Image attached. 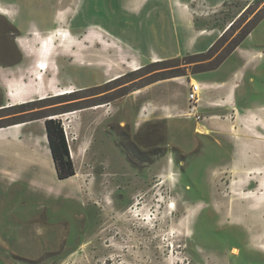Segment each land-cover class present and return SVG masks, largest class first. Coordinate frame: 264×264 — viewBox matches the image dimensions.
Returning a JSON list of instances; mask_svg holds the SVG:
<instances>
[{
  "label": "rangeland",
  "instance_id": "1",
  "mask_svg": "<svg viewBox=\"0 0 264 264\" xmlns=\"http://www.w3.org/2000/svg\"><path fill=\"white\" fill-rule=\"evenodd\" d=\"M0 8L12 11L0 13V264H264V18L215 70L199 68L264 0ZM56 32L54 70L42 73L51 99L12 106L18 76L38 83L29 45ZM215 44L210 58L196 56ZM192 80L201 91L188 116ZM49 87L82 91L56 99ZM74 102L86 108L64 113ZM45 116L67 136L69 179L56 178Z\"/></svg>",
  "mask_w": 264,
  "mask_h": 264
},
{
  "label": "trees",
  "instance_id": "2",
  "mask_svg": "<svg viewBox=\"0 0 264 264\" xmlns=\"http://www.w3.org/2000/svg\"><path fill=\"white\" fill-rule=\"evenodd\" d=\"M249 8H250V6H248L244 10V12L239 16V18H241ZM263 18H264V10H262L259 13V15L257 16V19H255L254 22L239 35V37L225 50V52L221 55V57L214 64H210L208 67L200 66L199 68H201L202 71L215 70L239 46V44L250 34V32L253 30V28ZM235 22H236V20L235 21L233 20L229 24L228 28L223 32V35L221 36L220 39H222V37L234 26ZM215 46H216V44L213 45L205 53H201V54H198L196 56L201 57V58H204V57L210 58V56L213 54L214 50L216 49ZM168 62L169 61H158L156 63H152L151 65H155V66L156 65H162L163 66V65L167 64ZM125 76L126 75H123L120 78L116 79L115 81H117V80H119ZM175 76H180V74H176ZM115 81H111V82H115ZM111 82H108V83H111ZM81 91H74L68 95H73V94L81 92ZM63 96H66V95H63ZM63 96H58V97H53V98L57 99V98H60ZM48 99H51V97ZM39 102H41V101H39ZM78 103L79 102L66 104L65 106H67V108H69V109L67 111H65L64 113L73 112V111H77V110H81V109L86 108V107H75V106H78L77 105ZM24 105H26V104H24ZM24 105H21V106H24ZM11 108H13V107H11ZM54 115H57V114H54ZM48 117L49 116H45L42 118L45 119L44 130H45V135L47 138L49 153H50L53 165H54L56 178L59 181L66 180V179H69L75 175L74 166H73L71 156H70V152H69V147H68L67 140L65 138V135L63 132V127H62L60 120H56L54 118H48ZM20 123H22V122H20ZM20 123H18V124H20Z\"/></svg>",
  "mask_w": 264,
  "mask_h": 264
},
{
  "label": "bare ground",
  "instance_id": "3",
  "mask_svg": "<svg viewBox=\"0 0 264 264\" xmlns=\"http://www.w3.org/2000/svg\"><path fill=\"white\" fill-rule=\"evenodd\" d=\"M12 11L9 10H4L3 8H0V13L4 14V15H8V17L12 16L11 15ZM57 36L59 37V39L63 37L62 33H55L53 35H47L45 37V39H41L37 37H35V40L32 42V45H29L28 49L29 52L31 53V55L35 56L37 58V62L36 65L34 66L36 73H34L35 75V81L38 82L37 84L32 85L30 82L27 84V86L23 85V82L21 80V77H17L14 80V84H10L9 87H7V92L9 95V98L12 102V106L14 105H20V104H24L26 103V101H22V97H36L37 100H46L48 98V96L45 94V91H43V87H42V73L46 70H54V67L51 66V60L52 57H54L56 55V52L58 51V46L56 45L57 42ZM39 41L42 42V45L40 46ZM50 61V62H49ZM161 61L158 58H155L153 63ZM140 68H136L134 69V71L139 70ZM38 71V72H37ZM119 77H116L114 79H117ZM190 85H197V83L192 80ZM49 89L53 92H55L54 96H63V95H68L70 93H72V90H63L61 92L56 91L55 88L53 87H49ZM103 106H98L96 108H101ZM69 114H65L62 115L64 116H68ZM186 115L190 116L192 114L187 113ZM58 117V116H57ZM24 124H19V125H15L14 127H12V129H19L20 127H22ZM14 132V131H13ZM197 132L199 133H207V131L204 130V128L202 126H198L197 128ZM15 133V132H14ZM259 163V162H258ZM188 212V211H187ZM241 238L243 240L247 239L246 236L241 235ZM236 251H233L232 254H236Z\"/></svg>",
  "mask_w": 264,
  "mask_h": 264
},
{
  "label": "built area",
  "instance_id": "4",
  "mask_svg": "<svg viewBox=\"0 0 264 264\" xmlns=\"http://www.w3.org/2000/svg\"><path fill=\"white\" fill-rule=\"evenodd\" d=\"M201 91V87L200 85H192L189 88V93H188V103L192 106L191 109H189V114H194V109H196V107L199 105V92ZM193 116V115H190ZM196 117V116H194ZM66 140H67V136L65 135Z\"/></svg>",
  "mask_w": 264,
  "mask_h": 264
}]
</instances>
